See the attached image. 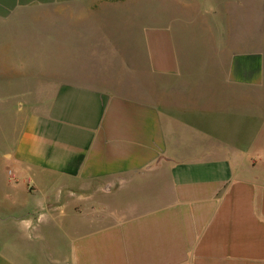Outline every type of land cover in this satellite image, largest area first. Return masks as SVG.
Returning <instances> with one entry per match:
<instances>
[{
  "label": "crops",
  "instance_id": "1",
  "mask_svg": "<svg viewBox=\"0 0 264 264\" xmlns=\"http://www.w3.org/2000/svg\"><path fill=\"white\" fill-rule=\"evenodd\" d=\"M1 100L10 241L87 194L67 264H264V0H0Z\"/></svg>",
  "mask_w": 264,
  "mask_h": 264
},
{
  "label": "rangeland",
  "instance_id": "2",
  "mask_svg": "<svg viewBox=\"0 0 264 264\" xmlns=\"http://www.w3.org/2000/svg\"><path fill=\"white\" fill-rule=\"evenodd\" d=\"M32 102L29 100H1L0 101V196L4 198L10 197L11 182L8 178L7 170L10 168L9 160L4 157V153L9 151L10 145L16 134V129L22 116L31 107ZM34 105V104H33ZM79 197L81 202L71 199L69 203H60V230L56 225L57 203L53 205V217L49 212L34 213L35 227L30 230L23 231L20 235L13 238L8 232V228H0V254L11 256L20 264H67L69 249V230L68 227L75 222L83 223L92 212L84 199L87 194ZM86 197V198H85ZM69 205V206H68ZM64 207H66L64 209ZM99 209V208H98ZM49 218H53L51 222H47ZM41 223V224H39ZM82 225V224H81ZM42 232V234H41ZM68 240V241H67ZM60 253V255H59Z\"/></svg>",
  "mask_w": 264,
  "mask_h": 264
}]
</instances>
